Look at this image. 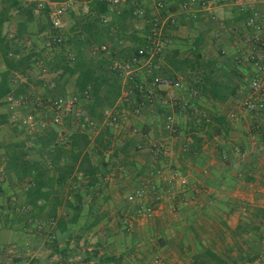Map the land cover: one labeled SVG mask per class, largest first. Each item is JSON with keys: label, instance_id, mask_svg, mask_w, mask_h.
<instances>
[{"label": "crops", "instance_id": "obj_1", "mask_svg": "<svg viewBox=\"0 0 264 264\" xmlns=\"http://www.w3.org/2000/svg\"><path fill=\"white\" fill-rule=\"evenodd\" d=\"M189 1L165 0L163 9L156 10L155 0H122L121 12L118 14L110 11L102 1L108 10L100 16V20L102 24H112L111 34L115 36L119 33L115 32L114 23L126 14L127 32L124 35L133 32L143 40L150 33V27L146 24L149 19L156 15L163 19L173 16V21L170 19L165 27L164 35L168 41L166 52L175 49L187 56L197 39L201 40L200 48L205 58H213L222 63L227 62L226 60L237 61L252 52V47L245 43L244 38L254 33L245 27V22L255 13L264 19L262 0H241L240 3L233 0H195L185 7ZM204 1L205 8L200 4ZM89 4L90 1L73 0L71 14H88ZM24 5L26 6L25 3ZM38 14L36 12L35 19L27 24L24 35L25 43L30 44L31 48V42L37 41L38 33L44 34L45 39L50 34L46 19ZM69 18L68 13L66 33ZM103 18L106 19L105 23ZM37 22L40 24L39 29ZM41 29H46L47 32ZM6 38L9 39L7 35ZM144 44L143 47L146 42ZM103 45L109 47V53L99 50ZM129 45V41H122L116 49L119 51ZM41 46L36 53H41ZM101 46L92 51L87 50L86 53L98 52L105 57L110 56L113 43L107 40ZM257 47L264 55V46ZM138 48L140 47L137 45ZM30 52L33 54V51ZM67 52L72 53L75 58L68 47L52 59L60 55L66 59ZM36 59L30 62L23 74L13 73L10 84L15 83L13 91L23 86H26L27 91L34 88L37 97L45 102L52 98L48 94L62 87V82H57L54 73L49 72L52 59L42 61V65L37 64ZM115 61L119 60L112 59L111 66ZM160 61L159 59L158 63ZM0 65V70L4 69L1 58ZM240 65L245 78H252L257 74L256 67L245 63ZM44 68L53 76L49 78L50 81L42 79L41 71ZM142 69L139 73H144ZM262 76L264 78L263 74ZM47 81L54 85L53 89H48ZM73 88L74 80L70 79L69 85L61 89L71 92ZM246 96V89L238 91L237 96L230 97L218 110L228 124L225 137L227 144H232L239 152L233 167L221 161L219 150L226 145L223 136L203 139L200 151L185 159V145L191 146V139L186 135V115H177L179 132L175 137H166L158 145L165 149L162 148L163 155L160 159L153 160L160 177H154L152 183L165 186L166 184L160 185L158 182L168 179L174 166L181 167L180 170H184L180 171L181 175L188 180L189 188L183 191L182 196L178 194L176 199L181 197L187 203L182 205V201L178 200L170 202L168 199L174 200V193L166 198L165 194L168 192L161 188L164 191V206L160 204L163 211L160 206L157 214L150 220H140L137 216V209L142 202L127 200V196L148 175L152 158L147 154V149L136 154L130 151L131 157L125 163L132 164L131 167L121 165L111 155V150L105 154L108 164L104 168L100 166L103 174L99 175L101 181L97 185L101 186H96L87 193L80 191L82 203L78 218L71 223V208L62 205L57 209V217L64 220L62 225L58 226L56 221L46 222L55 242L48 239L46 232L39 233L33 231V227L27 228L22 217L24 212L20 211L26 184L17 182L12 173L3 172L1 162L0 264H57L63 260L61 252L65 247L69 249L65 252L66 260L73 264H192L193 256L201 254L205 249L213 251L226 264H264V111L239 113L236 119L229 118L233 112L238 111L239 103ZM181 97L192 99L188 92H184ZM204 103L208 104L209 100L201 97L198 104L204 106ZM165 112L157 108L151 114L138 117L139 122L128 118L126 128L122 130L125 136L121 140H115L113 148L122 146L123 139L127 134L129 136L130 127L136 124L146 132L143 145L145 148L150 146L155 142L156 132L164 133L161 120ZM13 140L5 126L0 127L1 143ZM2 153L0 149V155ZM223 154L222 152V158L225 157ZM91 158L95 159L93 156ZM244 163L249 168L247 175L238 168ZM245 177L251 180L247 181ZM65 198L73 206L77 205L72 196L65 195ZM172 203L176 205L177 212L169 214ZM46 213L42 214L39 223L43 224L42 221L46 220ZM94 220H97L95 224ZM88 257L91 258L88 260Z\"/></svg>", "mask_w": 264, "mask_h": 264}, {"label": "trees", "instance_id": "obj_2", "mask_svg": "<svg viewBox=\"0 0 264 264\" xmlns=\"http://www.w3.org/2000/svg\"><path fill=\"white\" fill-rule=\"evenodd\" d=\"M86 1H90L88 14L79 16L69 12L70 23L65 38L69 50L75 54L73 64H68L65 57L60 55L55 58V64L51 65L49 70L50 73H54V79L57 82H62L60 86L63 88L67 85L66 82L72 79V81L74 80L72 92L80 95L85 91L89 93L87 99L90 101L86 113L80 111L81 116L78 119L66 117L63 118L61 124H52L50 120L43 118L48 113L44 107L50 100L48 99L45 102L44 100L41 101V105L37 103L33 105L34 112L37 111L36 107H39L38 110L42 111L40 116L35 113L33 116H28V109L21 110L20 115H23L21 117L27 121L26 125H22L19 122L10 120V114L4 99L7 95L13 94L14 97H17L27 92L26 86L18 87L13 91L10 79L13 73L23 74L29 68L33 55L31 52L22 53L17 44L23 42L26 26L35 19L36 11L33 5L25 6L23 0H0V58L4 68L0 70V110H3V112H0V127L10 125L12 127L10 133L14 138L13 141L0 142V149L3 151L0 155V164L2 162L3 172L12 173L17 182L26 184L24 202L20 208V211L23 210L22 212H24L22 217L25 220V225L27 228L33 227V231L46 232L51 242H55V237L50 234L46 222L56 221L58 226L64 222L63 219L57 217V209L62 205L71 208L72 214L69 218L71 223L78 218L80 213L82 203L80 191L64 192L66 187L69 190L84 187L86 189L84 193L96 186L100 188L101 185H97L101 181L99 175L102 176L103 174L100 166L104 168L108 164L105 161L107 152L111 150V155L121 165L131 167L132 164L125 163L131 157L130 151L136 154L145 149L142 142L146 132L143 128H139L137 124L130 127L129 136L127 134L126 138L123 139L122 146L117 149L113 148L112 143L117 139L121 140L125 136V132H122V130L126 128L127 118L124 116L125 125L121 128H110L103 123L106 110H110L118 104V108L124 111L126 106L133 103V116L131 118L139 122L138 117L146 113L151 114L155 109L160 108L166 111V114H162L164 116L161 120V128L163 132H167L164 127L166 116L175 111L177 114H182L181 110L186 105H183V103L178 104L171 110L160 106L156 102L150 107L146 100L142 98L143 95L139 90V86L145 82L150 83L156 76L181 78L189 93L196 92V95L192 97V104L200 106L198 100L202 97L209 100L212 109L206 112L207 116H201L200 114H191L190 107L192 104L186 107V135L191 139V146L185 145L183 155L186 159L192 153L200 151L204 139L200 137L201 133H204L208 139L223 136V139L226 140L228 124L225 118L219 115L218 110L230 97L237 96L238 91L245 90L251 79L245 78L246 75H243V71L240 69L242 65L238 64L236 60H226L227 62L222 63L213 58H205L201 52L200 39L195 41L193 49L187 56L181 55L175 49L166 52L168 41L164 35V29L165 49L158 58H155L160 59L161 62L156 63L153 59L150 70H144V73L134 75L123 83L121 75L111 69L112 59L127 60L132 55L137 54V45L143 47L147 35L143 37V40L135 36L133 32L127 36L124 35L127 32L125 27L126 14L114 23L115 32L119 34L112 35V24H102L100 20V16L106 14L108 10L106 4L100 0ZM14 11L18 18L16 19L17 28L15 36L12 40H9L2 33V27L5 23L10 22L12 19L11 13ZM38 15L44 18V12H40ZM107 40L114 45L110 56L105 57L98 52L86 53L87 50L92 51L96 47L99 48ZM122 41H129L130 45L117 51L116 46ZM121 54H123L122 57H120ZM162 61L163 64L161 65ZM122 89L129 91L127 98L120 99ZM157 92L162 93V91ZM178 94L181 96L183 92H178ZM82 97L84 99V94ZM141 102L144 103L143 106H140ZM34 118H36L37 130L29 131L27 125L35 121ZM74 120L81 121L77 124L78 129L69 132L65 141H63L61 134L63 123L68 122L73 125ZM90 128L95 129V134L93 133L92 136H90ZM178 132L179 127L177 125V131L171 136H177ZM225 143H227V140ZM229 145L231 146L229 151L232 152L234 147L232 144ZM90 146L97 159L91 158L88 152ZM158 148L153 149L151 152L147 149V154L152 158V161L160 159L162 156L163 147L159 146ZM34 150L38 156L30 159L29 152ZM222 151L223 147L221 146L219 152L222 153ZM224 163L226 162L224 161ZM238 168H241L240 171L244 172L245 175L249 173L246 163L238 166ZM155 172V167L150 163L148 174L152 175ZM245 179L247 181L251 180L249 177H245ZM65 195L72 196L77 205L73 206L66 199L67 197L65 198ZM176 208V205L172 204V214L177 212ZM45 211L47 212L46 220L42 221L43 224L39 223V219ZM96 222L97 220H94L93 224ZM68 250V247L62 250L63 260L57 264H73L66 260L65 252ZM192 264H226V262L210 249H205L201 254L193 256Z\"/></svg>", "mask_w": 264, "mask_h": 264}, {"label": "built area", "instance_id": "obj_3", "mask_svg": "<svg viewBox=\"0 0 264 264\" xmlns=\"http://www.w3.org/2000/svg\"><path fill=\"white\" fill-rule=\"evenodd\" d=\"M26 6H34L37 13L44 12V18L46 19L50 34L44 40L41 46V57L45 60H50L56 55L60 54L62 50L68 49L66 44L65 33L67 29V14L71 12L73 8V0H23ZM104 1L110 11L115 13L121 12V1L122 0H102ZM195 0H190L187 5H191ZM236 3H240L241 0H233ZM264 3V0H262ZM202 7L205 8L206 1L202 2ZM165 0H155L154 8L156 10L163 9ZM207 7V6H206ZM184 8V6H183ZM173 21V16H168L163 19L158 15L149 19L146 24L150 27V33L146 38V46L140 47L137 50V54L132 55L129 59L123 61H115L111 69L117 74H120L123 83L134 75L141 74L139 70L142 68H150L152 60L158 58L160 54L164 52L166 40L163 38V32L166 24L169 20ZM102 21L105 23L106 19ZM245 27L252 30L253 35L245 36V43L252 47V52L248 56L239 58L236 62L238 64L245 63L247 65L257 68V74L252 77L247 86V96L239 103L238 111L233 112L229 118L236 119L239 113L249 112H263L264 111V55L261 53L259 46H264V19L258 13L250 16L246 22ZM14 37V36H13ZM102 53H109V47L103 45L99 48ZM66 60L68 64H73L74 55L70 52L66 54ZM42 61L37 64L42 65ZM42 79L52 78L55 75L49 74L44 68L41 71ZM50 81V80H49ZM47 81L48 89H53L54 85ZM139 90L142 93V98L146 100L147 104L152 107L156 102L164 108L173 109L176 105L180 104L179 101L184 103V98L179 96L178 92H188L185 84L181 78H168L156 76L150 83H144L139 86ZM157 91H162L158 93ZM84 99L89 97V93L85 91ZM82 94V95H83ZM129 91L122 89L120 99L127 98ZM82 95L67 92L64 96H59L48 100L44 105L47 110V114L43 116L45 120H50L52 124L59 125L62 123L63 118L74 117L78 119L81 113L78 109L80 99H83ZM190 97L196 95L193 91L189 93ZM5 100L6 108L10 114V120L12 122H19L22 125H26L27 121L21 117L20 111L23 109H29L33 107L34 103L41 105L40 97H37L34 88L29 89L26 93L21 94L17 97L13 95H7ZM118 103V102H117ZM143 102L140 106H143ZM105 119L103 123L108 125L110 128H121L125 125V118L123 111L118 108L116 104L110 110L105 111ZM37 122L32 121L27 125V130L33 131L36 127ZM44 124L42 123V126ZM164 127L166 131L174 134L177 131V124L175 122L174 114L167 115L165 118ZM159 146L153 145L149 147L148 151L151 152L153 149H159ZM176 176V174H175ZM141 180L139 186L127 196L129 202L139 200L141 204L137 209V216L140 220L152 219L158 210L150 205L144 204L143 199L147 198L150 193H157L154 186L148 185L149 182ZM181 183L184 184L185 180L182 179Z\"/></svg>", "mask_w": 264, "mask_h": 264}, {"label": "rangeland", "instance_id": "obj_4", "mask_svg": "<svg viewBox=\"0 0 264 264\" xmlns=\"http://www.w3.org/2000/svg\"><path fill=\"white\" fill-rule=\"evenodd\" d=\"M12 14V19L10 20V22H8V23H6L5 25H4V27H3V30H2V33H4L5 35H7V37L9 38V40H12L13 39V36H15V31H16V28H17V26H16V19H18L16 16H17V14H16V12L14 11V12H12L11 13ZM35 21H38V20H35ZM37 28L39 29L40 28V24H39V22H37ZM43 32H47L46 31V29H41ZM36 38H37V41H35V43H32L29 39H28V42L30 41L31 42V46H32V48L30 47V44L28 45L27 43H25V38H24V40H23V42H18V44H17V46L18 47H20V49L22 50V53H24V54H27V53H29L30 51H33V57H32V59H31V61H33V60H35L36 58V61L37 62H39V61H44L45 59H42V57H41V55H40V53H36V50H39V48H40V46L43 44V41H44V39H45V37H44V34H37V36H36ZM37 55H38V57H37ZM123 56V54H121V56L120 57H122ZM120 61V60H119ZM121 61H123V60H121ZM155 62L156 63H158L159 62V59H155ZM161 62V61H160ZM55 64V58L54 59H52V61H50V64H49V66L51 67V65H54ZM1 66V65H0ZM1 68V67H0ZM146 68V70L148 71V70H150V68H147V67H145ZM145 68H143L142 70L144 71L145 70ZM32 80H35V78L34 79H32ZM69 81H70V79L66 82L67 83V85H69ZM15 84V83H14ZM13 84V85H14ZM16 84H18V83H16ZM22 88V87H21ZM61 88H63V87H58V88H56V89H54V91H52L50 94H48V97H52V98H50V99H53V98H56V97H59V96H62L63 94L65 95V93H66V91H64L63 89H61ZM89 99H80V101H79V104H78V109H79V111H81V112H83V113H86V110H87V106H88V103H89ZM179 103H180V105L183 103L182 101L180 102L179 101ZM190 104H192V99H186V98H184V103H183V105H186V107L188 106V105H190ZM132 105H133V103H130L128 106H126L125 108H124V111H123V115L124 116H127V121L129 120L128 118H130V117H132L133 115H132V113H133V111H132ZM186 107H184V108H182L183 110H181L183 113L181 114V115H185V111H186ZM37 108V111L36 112H34L33 110H35V108H34V106L33 107H30L28 110H26V111H28L27 112V115L28 116H33L34 115V113L37 115V116H40V114H41V110H38L39 109V107H36ZM191 109H190V112H191V114H194V115H197V114H200L201 116H207V114H206V112L207 111H209V109L211 108V104L210 103H204V106H202V105H200V106H197V105H195V104H192V106L190 107ZM212 110V109H211ZM21 112V111H20ZM187 112V111H186ZM174 114V117H175V122H176V117H177V113H176V111L173 113ZM22 115V114H21ZM131 115V116H130ZM23 116V115H22ZM33 120H35V122H36V118H34ZM81 121L80 120H74L73 121V125H71L70 123H68V122H64L63 123V125H62V127H61V134H62V136H63V141H65V139H66V136L69 134V132H71V131H74V130H77L78 128H77V124H79ZM177 123V122H176ZM10 124V123H9ZM6 127V132H10V129H12V127L10 126V125H7V126H5ZM34 130H37V127L34 129ZM95 134V129L94 128H90V136H92V134ZM157 137H156V139H155V142L154 143H152V144H150V146H148L147 148H145V149H149V147H152L153 145H159L160 143H163V140H165L166 139V137H175V136H171V135H174V134H170L168 131L167 132H164V133H161V132H156V134H155ZM200 137L201 138H204V139H207V137L204 135V133H201L200 134ZM162 138V139H161ZM29 145H30V143H29ZM163 147V146H162ZM164 148V147H163ZM229 148H231V146L229 145V144H227L226 143V145H225V147H224V149H223V156H225L224 158H221V161L223 160V161H225L228 165H231V167H233V165H234V162H236L237 160V157H239L238 156V154H239V152L237 151V149H235V147L232 149V152L231 151H229ZM165 149V148H164ZM228 149V150H227ZM145 150H143V152H144ZM88 152H89V154H90V156H93L94 155V152H93V149H91V146L88 148ZM147 152V151H146ZM141 153H142V151H141ZM162 155H163V152H162ZM37 156H38V154H37V152L34 150L33 152L32 151H30L29 152V157H30V159H34V158H37ZM94 157H95V159H97V157H96V155H94ZM221 157H222V153H221ZM158 159H156V161H157ZM151 164H152V166H154L155 167V165H156V163L155 162H153V161H151ZM233 164V165H232ZM230 167V166H229ZM174 169L171 171V173H169V177H168V179H165L164 181H160V182H158L160 185L163 183V184H166L165 186H157L156 184H157V182L156 183H152V181H153V178L154 177H156V176H159L160 174H159V171H156L154 174H148L146 177H144V181H146V182H149L148 183V185L150 184L151 186H154L155 188H156V190L158 191L156 194L154 193V192H152V193H150V195L147 197V198H145V199H143L142 201L144 202V204H147V205H150L151 207H154L156 210H158L159 211V209H160V206L161 205H163V202H164V191L165 192H168V194H165V197L166 198H169V197H171V196H173V194H171V193H174V200L173 199H168L170 202H173V203H175L177 200L178 201H182L181 202V204L182 205H186V200H183V199H181V197L179 198V199H176V197H177V195L178 194H180L181 196L183 195L182 193H184L183 191H187L188 190V185H189V182H188V180L183 176V175H181V173L184 171H182V170H180V168L181 167H176V166H174L173 167ZM177 170H179V171H177ZM180 171H182V172H180ZM175 174H176V176H175ZM160 177V176H159ZM182 179H184L185 180V183L184 184H182L181 183V180ZM149 185V186H150ZM160 187V188H159ZM164 190H162V189ZM158 189H161L160 191L158 190ZM78 190V191H77ZM86 189L84 188V187H81V188H76V189H73V190H69V188H65L64 189V192H68V191H77V192H79V191H82V192H84ZM176 195V196H175ZM165 198V199H166ZM181 199V200H180ZM72 200H73V197H72ZM172 203V204H173ZM178 203V202H177ZM161 204V205H160ZM166 205V204H165ZM164 206V205H163ZM163 206H161L162 207V210L161 211H163ZM170 210H169V214H172L173 212H171V207L169 208ZM157 211V212H158ZM157 214V213H156ZM145 222V221H144ZM31 231H32V229H31ZM36 232V231H35ZM35 232H32V233H35ZM235 264V263H234Z\"/></svg>", "mask_w": 264, "mask_h": 264}]
</instances>
